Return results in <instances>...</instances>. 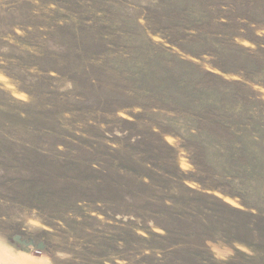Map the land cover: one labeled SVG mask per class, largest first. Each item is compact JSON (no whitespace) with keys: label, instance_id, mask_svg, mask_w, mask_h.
<instances>
[{"label":"rangeland","instance_id":"obj_1","mask_svg":"<svg viewBox=\"0 0 264 264\" xmlns=\"http://www.w3.org/2000/svg\"><path fill=\"white\" fill-rule=\"evenodd\" d=\"M47 261L264 264V0H0V264Z\"/></svg>","mask_w":264,"mask_h":264},{"label":"clouds","instance_id":"obj_2","mask_svg":"<svg viewBox=\"0 0 264 264\" xmlns=\"http://www.w3.org/2000/svg\"><path fill=\"white\" fill-rule=\"evenodd\" d=\"M46 264H51V262L50 261H47Z\"/></svg>","mask_w":264,"mask_h":264},{"label":"built area","instance_id":"obj_3","mask_svg":"<svg viewBox=\"0 0 264 264\" xmlns=\"http://www.w3.org/2000/svg\"><path fill=\"white\" fill-rule=\"evenodd\" d=\"M37 252H40V250H39V251H37Z\"/></svg>","mask_w":264,"mask_h":264}]
</instances>
